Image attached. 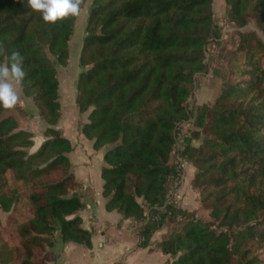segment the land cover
I'll return each instance as SVG.
<instances>
[{"label": "trees", "instance_id": "trees-1", "mask_svg": "<svg viewBox=\"0 0 264 264\" xmlns=\"http://www.w3.org/2000/svg\"><path fill=\"white\" fill-rule=\"evenodd\" d=\"M223 2L237 29L228 48L212 0H91L85 20L74 105L80 134L103 150L105 210L131 220L138 247L162 232L169 264H264V42L239 31L252 23L264 38V0ZM76 19L47 24L24 0H0V42L23 55L20 87L46 123L36 145L20 128L25 107L0 108V214L14 226L11 240L0 229V264H54L44 251L56 239L91 246L83 204L70 196L73 147L56 128L59 82L48 57L67 65ZM209 69L219 95L191 111L194 77ZM188 120L194 129L179 140ZM187 167L192 210L178 190Z\"/></svg>", "mask_w": 264, "mask_h": 264}, {"label": "rangeland", "instance_id": "rangeland-1", "mask_svg": "<svg viewBox=\"0 0 264 264\" xmlns=\"http://www.w3.org/2000/svg\"><path fill=\"white\" fill-rule=\"evenodd\" d=\"M90 3L91 0L86 1L76 19L75 29L69 43L67 65L58 66L54 57L50 55L48 57L56 69V78L60 86L61 117L56 128L61 130L62 135L71 142L73 147L72 151L67 154V158L69 173L78 183V188L70 196L78 198L83 203L81 212H85L87 217L83 220L84 223L81 221V227L93 230L92 247L89 249L74 242L63 244L56 239L54 245L46 248L44 253L51 254L50 261L54 264H169L171 258L164 255L159 247L161 233L155 235L148 246L138 247L139 241L133 233L129 220L115 212L108 213L104 210V199L101 196L103 180L100 177V170L104 165L103 150L93 148L91 142L79 132V117L74 105V84L80 71L78 57ZM212 12L217 21L223 23L221 39L225 40L224 46L228 48L230 36L237 29L226 21V7L223 0H212ZM244 30L261 33L252 23L239 29V31ZM214 76L212 69H209L204 75L194 77L195 83L199 82L198 91L195 97L187 100L188 109L193 111L198 105L211 104L216 99L219 95L220 82ZM16 90L20 97L19 104H22L27 111V115L20 119V128L29 132L34 143L38 145L42 141L46 123L40 117L31 96H25L20 86H17ZM80 120L86 122V118ZM188 121L189 124L182 125L179 140L183 138V135L189 136L190 131L194 129L191 120ZM193 145L196 146L197 142H193ZM191 173L190 167H187L185 173L182 171L178 190L184 207L192 210L198 208V202L197 195L191 191L189 185ZM54 178L56 175H52L50 180ZM16 210L21 213L27 211L26 208L20 207ZM195 215L199 220H209L207 212L202 209H199ZM6 217L7 215L0 214V229L5 238L11 240L14 237V226H8L9 222Z\"/></svg>", "mask_w": 264, "mask_h": 264}, {"label": "clouds", "instance_id": "clouds-1", "mask_svg": "<svg viewBox=\"0 0 264 264\" xmlns=\"http://www.w3.org/2000/svg\"><path fill=\"white\" fill-rule=\"evenodd\" d=\"M25 6L40 14L41 19L55 25L59 21L78 17L85 0H24ZM7 56V63H0V108L11 110L20 101L17 86H22L26 77L24 57L20 51L9 54L5 44L0 42V56Z\"/></svg>", "mask_w": 264, "mask_h": 264}, {"label": "crops", "instance_id": "crops-1", "mask_svg": "<svg viewBox=\"0 0 264 264\" xmlns=\"http://www.w3.org/2000/svg\"><path fill=\"white\" fill-rule=\"evenodd\" d=\"M59 92H60V86H59ZM74 97H75V93H74ZM22 105V104H21ZM67 139V138H66ZM71 143V142H70ZM101 196H102V185H101ZM103 198V197H102ZM104 199V198H103ZM82 203V202H81ZM83 204V203H82ZM104 206H105V199H104ZM82 210V209H81ZM104 210H105V207H104ZM106 211V210H105ZM81 212V211H80ZM78 213V215H79V217L81 218V221H82V223H84V219H86V217H87V215H86V213L84 212H81V213ZM107 212V211H106ZM112 212H115V211H112ZM108 213H111V212H108ZM115 213H117V212H115ZM118 214V213H117ZM120 215V214H119ZM121 216V215H120ZM129 222H130V224H131V227L133 228V233H134V235H135V227H134V225L132 224V222H131V220H129ZM83 228V227H82ZM83 229H85V230H89L92 234H91V238H92V235H93V230H91V229H86V228H83ZM161 234H162V232H160ZM158 234V233H157ZM157 234H155V235H157ZM154 235V236H155ZM153 236V237H154ZM152 237V238H153ZM152 240V239H151ZM91 242V241H90ZM99 243V242H98ZM65 244V243H64ZM92 247V242H91V246L89 247V249ZM100 249H101V245H100Z\"/></svg>", "mask_w": 264, "mask_h": 264}, {"label": "water", "instance_id": "water-1", "mask_svg": "<svg viewBox=\"0 0 264 264\" xmlns=\"http://www.w3.org/2000/svg\"><path fill=\"white\" fill-rule=\"evenodd\" d=\"M256 32V31H255ZM256 34H257V36L264 42V39H263V36H262V34L261 33H259V32H256Z\"/></svg>", "mask_w": 264, "mask_h": 264}]
</instances>
